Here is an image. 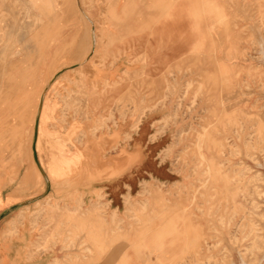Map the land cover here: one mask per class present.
<instances>
[{
  "label": "rangeland",
  "instance_id": "obj_1",
  "mask_svg": "<svg viewBox=\"0 0 264 264\" xmlns=\"http://www.w3.org/2000/svg\"><path fill=\"white\" fill-rule=\"evenodd\" d=\"M9 188L20 260L264 264V0H0Z\"/></svg>",
  "mask_w": 264,
  "mask_h": 264
},
{
  "label": "crops",
  "instance_id": "obj_2",
  "mask_svg": "<svg viewBox=\"0 0 264 264\" xmlns=\"http://www.w3.org/2000/svg\"><path fill=\"white\" fill-rule=\"evenodd\" d=\"M117 9L120 8V5H117ZM176 20V19H174ZM173 21H159L157 22L159 25V33L162 32V27L168 26ZM145 43H151L150 39H145ZM172 43H178L176 39L173 40ZM175 47V46H174ZM177 47V46H176ZM159 56V55H158ZM153 71V70H152ZM130 146V145H129ZM131 151H127L129 154H139L141 157L140 162H135L136 165L134 167L141 166L143 164L144 158V149L142 145H132L130 146ZM21 197H17L15 193L12 192V189L0 190V264H48L51 261L52 255L50 253L47 254H38L31 259L20 260L19 252H22V249H25L26 245L32 243V227L31 223L28 220L20 222V227L17 230V235L13 237L3 238L6 235L7 229L9 225L15 221V218L19 216L17 213H21V208H17L18 206H25L27 204L25 200ZM29 209V208H27ZM30 210V209H29ZM18 211V212H17ZM31 211V210H30ZM10 221V222H9ZM10 223V224H9ZM50 254V255H49Z\"/></svg>",
  "mask_w": 264,
  "mask_h": 264
},
{
  "label": "bare ground",
  "instance_id": "obj_3",
  "mask_svg": "<svg viewBox=\"0 0 264 264\" xmlns=\"http://www.w3.org/2000/svg\"><path fill=\"white\" fill-rule=\"evenodd\" d=\"M18 212V211H17ZM22 213V212H21ZM21 213H17V214H21ZM23 214V213H22ZM24 215V214H23ZM16 219V218H15ZM10 222V221H9ZM10 224V223H9ZM7 230H9V229H7ZM264 259V258H263ZM35 264V263H34Z\"/></svg>",
  "mask_w": 264,
  "mask_h": 264
},
{
  "label": "water",
  "instance_id": "obj_4",
  "mask_svg": "<svg viewBox=\"0 0 264 264\" xmlns=\"http://www.w3.org/2000/svg\"><path fill=\"white\" fill-rule=\"evenodd\" d=\"M32 149H33V152H34V145H33Z\"/></svg>",
  "mask_w": 264,
  "mask_h": 264
}]
</instances>
